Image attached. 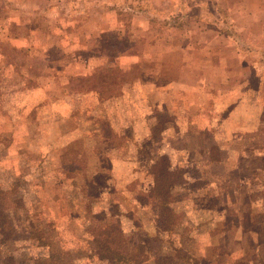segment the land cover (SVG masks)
Masks as SVG:
<instances>
[{"label": "rangeland", "instance_id": "374dc122", "mask_svg": "<svg viewBox=\"0 0 264 264\" xmlns=\"http://www.w3.org/2000/svg\"><path fill=\"white\" fill-rule=\"evenodd\" d=\"M258 126L264 0H0V264H264Z\"/></svg>", "mask_w": 264, "mask_h": 264}, {"label": "crops", "instance_id": "0c3cea01", "mask_svg": "<svg viewBox=\"0 0 264 264\" xmlns=\"http://www.w3.org/2000/svg\"><path fill=\"white\" fill-rule=\"evenodd\" d=\"M258 1H261V0H258ZM214 11L211 10L210 11H206V15L207 16L208 14H211L213 13ZM208 17V16H207ZM198 19V17H195ZM259 129V126L257 127V129H253L254 131V134L256 136V138H258V143L259 145H255V144H252V143H249V144H240V146H244V147H247V152L250 153V155H254L253 158L256 159L258 158L259 160H262L263 164H264V147H261L262 144L264 145V126L263 128H260L261 132L258 133V132H255V131H258ZM259 138H262V140H260ZM257 142V141H255ZM257 144V143H256Z\"/></svg>", "mask_w": 264, "mask_h": 264}, {"label": "trees", "instance_id": "16d2710c", "mask_svg": "<svg viewBox=\"0 0 264 264\" xmlns=\"http://www.w3.org/2000/svg\"><path fill=\"white\" fill-rule=\"evenodd\" d=\"M3 192V190H2V188H1V191H0V194ZM163 201H161V200H159V203H158V206H159V208H160V214H161V216L163 215H165V212H164V204L165 203H162ZM163 223H165V221H163Z\"/></svg>", "mask_w": 264, "mask_h": 264}]
</instances>
